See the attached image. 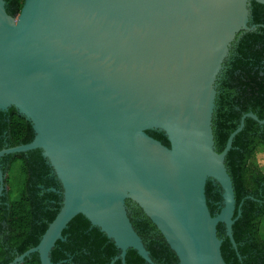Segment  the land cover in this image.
<instances>
[{
	"label": "water",
	"instance_id": "water-1",
	"mask_svg": "<svg viewBox=\"0 0 264 264\" xmlns=\"http://www.w3.org/2000/svg\"><path fill=\"white\" fill-rule=\"evenodd\" d=\"M252 0H25L13 17L0 0V111L14 107L33 139L1 158L40 149L62 200L33 253L40 264L81 214L118 249L155 261L134 229L126 202L162 234L178 264H228L217 225L233 237L236 198L225 158L245 118L221 152L213 116L217 82L238 34L256 30ZM264 5V0H254ZM148 130L164 133L169 146ZM221 190L211 213L205 186ZM241 204V203H240ZM239 204V207H240ZM240 209H238V215ZM238 257L240 255L237 253Z\"/></svg>",
	"mask_w": 264,
	"mask_h": 264
},
{
	"label": "trees",
	"instance_id": "trees-1",
	"mask_svg": "<svg viewBox=\"0 0 264 264\" xmlns=\"http://www.w3.org/2000/svg\"><path fill=\"white\" fill-rule=\"evenodd\" d=\"M5 1L6 11L15 17L25 0ZM251 22L261 26L237 35L217 82L213 135L218 152L223 150L243 114L253 112L264 119V5L254 0L251 1ZM147 133L169 146L163 132L148 130ZM33 136L31 124L14 107L0 111V150L3 138L8 139L9 146H17L30 142ZM259 149H264V124L245 118L244 127L234 137L225 158L236 198L232 228L238 252L225 236L223 224L217 225L218 237L222 239L221 253L228 264H264V172L255 161ZM3 159L2 163L9 164L10 169L6 179L9 188L0 203V264H7L38 244L59 210L62 195L51 190H60V185L40 149L8 154ZM205 195L211 213L218 212L219 186L208 180ZM126 204L133 227L151 257L161 264H178L156 226L136 204L131 201ZM63 235L65 240L57 241L52 249L53 262L110 264L118 254L114 243L81 214L69 222ZM125 261L144 264L133 249L127 250ZM21 264H40L38 254H31ZM114 264L122 263L116 260Z\"/></svg>",
	"mask_w": 264,
	"mask_h": 264
},
{
	"label": "flooded vegetation",
	"instance_id": "flooded-vegetation-1",
	"mask_svg": "<svg viewBox=\"0 0 264 264\" xmlns=\"http://www.w3.org/2000/svg\"><path fill=\"white\" fill-rule=\"evenodd\" d=\"M9 141L7 138H3V140L1 141V145L3 146L1 149L3 148H8V147H13V146H9ZM27 152V151H26ZM12 154H15V153H12ZM8 155V154H7ZM5 155L1 158V168H2V171L4 173V185H5V190L4 192H6V190H8V184H6V179L8 178V173H9V169H10V165L7 164L5 165V163L3 164L2 162H5ZM3 159V160H2ZM5 169V170H4ZM18 176V175H17ZM44 179V177H42ZM41 185V184H39ZM3 192V194L0 196V203H3V198L5 196V193Z\"/></svg>",
	"mask_w": 264,
	"mask_h": 264
},
{
	"label": "rangeland",
	"instance_id": "rangeland-1",
	"mask_svg": "<svg viewBox=\"0 0 264 264\" xmlns=\"http://www.w3.org/2000/svg\"><path fill=\"white\" fill-rule=\"evenodd\" d=\"M255 161L262 172H264V149H259L255 155ZM262 231H264V223L262 224Z\"/></svg>",
	"mask_w": 264,
	"mask_h": 264
}]
</instances>
